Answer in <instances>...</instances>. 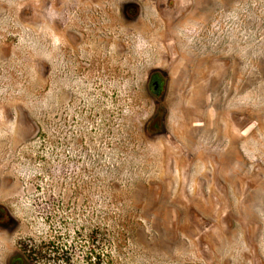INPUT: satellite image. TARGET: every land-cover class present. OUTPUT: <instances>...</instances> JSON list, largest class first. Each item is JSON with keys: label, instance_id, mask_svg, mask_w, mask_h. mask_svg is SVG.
<instances>
[{"label": "rangeland", "instance_id": "rangeland-1", "mask_svg": "<svg viewBox=\"0 0 264 264\" xmlns=\"http://www.w3.org/2000/svg\"><path fill=\"white\" fill-rule=\"evenodd\" d=\"M0 264H264V0H0Z\"/></svg>", "mask_w": 264, "mask_h": 264}, {"label": "flooded vegetation", "instance_id": "flooded-vegetation-1", "mask_svg": "<svg viewBox=\"0 0 264 264\" xmlns=\"http://www.w3.org/2000/svg\"><path fill=\"white\" fill-rule=\"evenodd\" d=\"M161 72L160 71H152L149 75V87L154 91H158L161 86Z\"/></svg>", "mask_w": 264, "mask_h": 264}]
</instances>
